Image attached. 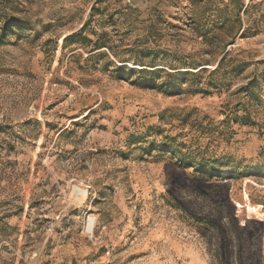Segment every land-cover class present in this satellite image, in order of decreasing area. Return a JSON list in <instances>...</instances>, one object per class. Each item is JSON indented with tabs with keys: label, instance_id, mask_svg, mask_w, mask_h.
Returning <instances> with one entry per match:
<instances>
[{
	"label": "rangeland",
	"instance_id": "374dc122",
	"mask_svg": "<svg viewBox=\"0 0 264 264\" xmlns=\"http://www.w3.org/2000/svg\"><path fill=\"white\" fill-rule=\"evenodd\" d=\"M0 264H264V0H0Z\"/></svg>",
	"mask_w": 264,
	"mask_h": 264
},
{
	"label": "built area",
	"instance_id": "2783aa9c",
	"mask_svg": "<svg viewBox=\"0 0 264 264\" xmlns=\"http://www.w3.org/2000/svg\"><path fill=\"white\" fill-rule=\"evenodd\" d=\"M129 1H131V0H129Z\"/></svg>",
	"mask_w": 264,
	"mask_h": 264
}]
</instances>
